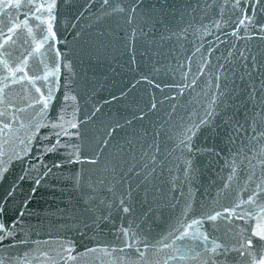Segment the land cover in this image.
Wrapping results in <instances>:
<instances>
[{
    "label": "water",
    "instance_id": "obj_1",
    "mask_svg": "<svg viewBox=\"0 0 264 264\" xmlns=\"http://www.w3.org/2000/svg\"><path fill=\"white\" fill-rule=\"evenodd\" d=\"M20 2L19 11L0 13V28L24 20L28 0ZM57 2V47L71 70H61L58 84L53 78L46 112L26 106L31 99L21 84L6 89L0 104L8 113L21 109L13 125L18 131L0 138V168L7 169L0 175V224L16 233L3 241L0 258L65 264L71 248L75 259L67 264L225 261L222 245L249 235L245 229L255 220L205 216L247 201L257 184L264 186V33L247 20L240 24L245 12L264 22V8L253 14L246 0H142L128 23L127 11L111 12L103 0ZM132 2L110 5L128 9ZM43 59L37 56L29 70L37 72L38 65L43 75L45 64L54 67V50ZM45 83L38 86L46 92ZM208 113L186 142L192 147H184V131ZM62 115L79 122L69 131L80 135L61 136L47 152L43 145L55 144L58 131L50 125L60 124ZM37 122L49 127L40 129L27 156L15 159L19 140ZM121 199L130 212L119 207ZM257 203L264 205V198ZM241 208L255 212L247 203ZM192 220L200 221L192 231L208 239H175L178 224ZM215 245L221 247L213 252ZM233 260L243 264L235 253L225 264Z\"/></svg>",
    "mask_w": 264,
    "mask_h": 264
},
{
    "label": "snow or ice",
    "instance_id": "obj_2",
    "mask_svg": "<svg viewBox=\"0 0 264 264\" xmlns=\"http://www.w3.org/2000/svg\"><path fill=\"white\" fill-rule=\"evenodd\" d=\"M142 0H133L130 7L125 9L120 4H116L114 7L110 5V0H103V6L110 7L111 12H128L127 21L131 23L135 17L137 10L141 7ZM246 7H251L253 14H255L257 8H264V0H246ZM24 5L21 4L20 0H0V13L11 12L12 10L19 11L23 8ZM59 4L57 0H28L27 11L24 12V20L21 22H11L5 25L3 28H0V104H3L5 101V91L12 85L21 84L23 92L30 97L32 107H39L41 112H46L49 107V104L53 98L54 86L53 78L56 80L57 84L59 83L61 70L68 69L71 70L70 63H65L62 59V53L60 52L57 44L59 43L58 34L55 28L57 15H58ZM245 20L249 21L256 25L260 33H264V22H261L259 19L255 18V15L248 16L245 12L243 18L240 20V24H244ZM23 25V27H21ZM239 27V25L237 26ZM24 32V35L21 33ZM235 33V29H234ZM51 49L55 52V61L54 67H50L48 64H45L43 75L37 74L39 71V66L36 65L37 72H31L30 64L34 59L39 56L41 57V63L44 62V57L46 52ZM211 51V49H209ZM19 52V55L16 53ZM241 57L245 55L243 51L240 53ZM202 70V69H201ZM43 80L45 83L44 86L47 87V91H43L42 86H38V82ZM195 82V81H193ZM65 99H68V96H65ZM75 99V97H72ZM215 100V97H214ZM12 107V105H9ZM155 107V105H153ZM21 111V109H16L13 113H8L6 111H0V138L9 137L14 135L15 131L13 125L17 120L16 112ZM213 113H208L205 119L201 120L198 125L194 124L187 128L184 133V139L181 141V144L184 147L191 148L190 142L192 136L196 134V131L201 125H204L208 122V116ZM61 123H52L50 127L52 129H58L54 132L56 142L51 146L45 144L43 147L45 151L51 152L55 151L56 148L61 144V136H79V131L72 132L69 129H77L79 127L78 121H66L64 120L63 115L60 117ZM67 125L65 127L64 125ZM21 128L24 125H20ZM49 127L48 124L37 122L35 125L30 126L29 132L24 139L19 140V144L22 145L15 156V159H21L24 156H27L31 151L33 140L36 138L37 134L40 132L41 128ZM191 134V135H190ZM41 139L47 140V137H41ZM4 143H7V140H4ZM65 147H75L74 145H65ZM4 155L3 146L0 144V157ZM43 155V153H41ZM73 155V154H69ZM74 159L79 161L81 155L79 149L77 148L76 153L74 154ZM93 163L95 161H92ZM189 165L191 161H188ZM55 168H60L61 164L57 162L54 165ZM7 169L0 168V175H2ZM51 169H48L47 172H50ZM188 171V169H186ZM46 172V175H47ZM23 179V177H21ZM231 179V177H230ZM40 180L36 181V184H40ZM227 186V185H226ZM35 191V189H33ZM12 193H9L11 196ZM264 198V186L257 184L256 189L251 192L247 197V201H241L240 204L233 205L232 207H224L222 212H214L213 214L206 215L205 219L208 221H217L221 218L222 214L226 220H232L233 217L243 220L246 217L249 219H254L255 223H252L248 226L245 231L250 230L249 235H238L235 239V242L229 246V244H224L223 255L225 256V261H220L218 257L208 256L203 264H225L229 254L235 253L236 257L240 258L243 261V264H264V205L258 204L257 200ZM247 203L255 208V212L252 210H245L241 208V204ZM119 207L122 208L124 213L130 212V207L126 205L124 199L120 200ZM239 209V211H238ZM108 219V217H104ZM199 220H192L190 223H179L177 228L173 231H179L180 236L175 237V239H183L184 237L191 236L192 240L195 241L201 236L206 241L208 239L207 235L192 231L193 225H199ZM15 227V222H13V228ZM182 229V231H181ZM124 234L126 236L130 235V230H125ZM16 233L8 228L5 224H0V246H3V241L8 237L15 238ZM135 235V233H131ZM169 236L172 233L168 234ZM167 238V237H166ZM23 243V241H20ZM145 249L149 247L146 243ZM167 247L168 245H163ZM216 247H221V245H215L212 249L215 252ZM96 249H85V252L95 251ZM66 251L69 253L65 264L68 261L74 260L75 257L71 255L73 249L68 248ZM107 252V249L105 248ZM182 252L187 254L191 249H181ZM141 257L145 255L144 252L139 253ZM0 264H10V260H5L0 258ZM235 264V260H233Z\"/></svg>",
    "mask_w": 264,
    "mask_h": 264
}]
</instances>
